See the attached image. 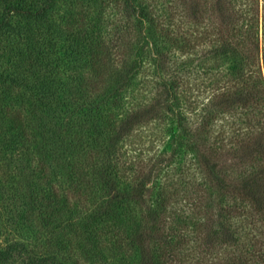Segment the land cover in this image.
<instances>
[{"label": "trees", "instance_id": "16d2710c", "mask_svg": "<svg viewBox=\"0 0 264 264\" xmlns=\"http://www.w3.org/2000/svg\"><path fill=\"white\" fill-rule=\"evenodd\" d=\"M42 1L43 7L29 12L9 5L0 19V32L11 28L9 18L15 13L44 21L52 29L47 13L56 0ZM108 3L122 17L112 22L107 38L94 45L88 70L76 76L71 95L77 102L70 105L59 136L50 122H41L40 115L58 119L65 107L54 105L47 97L49 90L34 105L41 124L37 163L41 178L48 181L50 169L67 172L68 188L78 200L85 190L93 191V180L103 181L94 161L102 151L99 141H105V150H112L120 131L116 120L108 119L102 126L99 115L91 112L105 102L111 69H127L132 53L144 58L148 45L154 51L155 72L166 79L156 98L163 106L181 104L195 115V126L178 113L167 119V126L176 125L180 144L193 155L194 168L185 170L176 186L128 183L126 203L139 216L134 218H138L135 228L114 234L115 249L109 252L92 245L90 234L80 229L66 193L49 186L44 202L52 216L39 226L49 251L29 263L85 264L94 254L97 264H123L127 255L137 256L135 264H264V0ZM91 22L81 17L78 23L85 31ZM229 54L234 57L229 72H211ZM73 114L81 117L74 121ZM15 125L26 140L31 138L20 118ZM105 168L118 177L116 161ZM119 168L121 176L132 169ZM117 196H108L99 210L115 203ZM56 244L64 254L52 251ZM76 249L82 250L80 258Z\"/></svg>", "mask_w": 264, "mask_h": 264}, {"label": "rangeland", "instance_id": "374dc122", "mask_svg": "<svg viewBox=\"0 0 264 264\" xmlns=\"http://www.w3.org/2000/svg\"><path fill=\"white\" fill-rule=\"evenodd\" d=\"M108 1L112 2L56 0L47 13L52 29H48L49 25L44 21L15 13L9 18L11 28L0 32V254L7 250L5 256H0V264H31L30 260H37L49 251L39 230V226L52 216L44 202L49 186L63 191L70 198L71 213H77L80 229L90 234L92 245L109 252L115 249L114 234L124 235L137 223L138 218L136 221L134 218L139 212L126 203L130 182L176 186L182 182L181 175L185 170L194 168L193 155L180 144L178 128L174 124L168 127L167 119L172 120L178 113L186 118L188 125L195 126V115L181 104L163 106L156 98L163 89L161 82L166 79L155 72L154 51L148 45V50L144 48L147 51L144 58L132 53L127 69H111L106 81L105 102L99 103L91 112L99 115L102 126L108 119L116 120L120 131L112 150H105V141H99L102 151L94 161L98 163L103 181L93 180V191L85 190L78 200L73 188H68L70 178L67 172L55 171L56 174L50 169L48 181L41 178L37 167L41 157L40 117H44L42 123L50 122L59 136L60 125L66 122L70 105L77 102V98L71 95L76 76L88 70L94 45L104 41L112 22L122 17V13L111 8ZM9 5L29 12L43 7V1L0 0V19L4 18ZM261 11L260 5V20ZM81 17L88 22L92 20L85 31L79 27ZM259 37L261 40V30ZM233 59L230 54L221 57L211 67V72H229ZM140 65L143 66L138 69ZM195 69L200 70L199 67ZM41 88L46 91L42 92ZM47 91V97L54 105L65 107L59 110L58 119L44 113L40 117L34 114V105L45 97ZM82 103L83 100L79 102ZM79 117L73 114L74 121ZM19 118L31 134L28 140L15 125ZM84 138L90 148L91 138ZM22 157L24 161H21ZM115 161L118 177L105 168L106 163L112 165ZM119 165L124 169L131 167L128 174L135 173L139 177L131 178L127 172L121 176ZM106 186L110 187V192ZM113 195H118L116 202L99 210L102 202ZM11 244L18 246L8 250ZM19 245L25 251H21ZM63 250V247L62 251L58 249V244L52 249L59 254H64ZM230 250L232 248L227 251ZM74 254L80 258L82 250L76 249ZM95 258L91 254L85 264H97ZM126 260L123 264H135L137 256L127 255Z\"/></svg>", "mask_w": 264, "mask_h": 264}]
</instances>
